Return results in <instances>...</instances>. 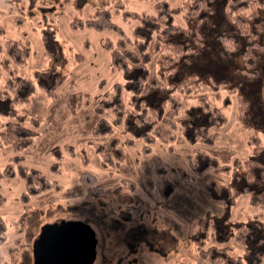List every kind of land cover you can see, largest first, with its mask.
<instances>
[{"label":"rangeland","instance_id":"374dc122","mask_svg":"<svg viewBox=\"0 0 264 264\" xmlns=\"http://www.w3.org/2000/svg\"><path fill=\"white\" fill-rule=\"evenodd\" d=\"M74 1L0 0L2 38L28 44L30 57L18 73L36 86L32 101L18 106L16 112L37 117L41 122L39 135L29 148L18 152L11 146L0 147V171L12 157L22 155L23 165L38 169L60 185L59 189L34 196L28 207H24L21 201L24 181L20 177L0 180V192L5 197V202L0 204V218L6 224V240L0 245V264H34L33 245L41 228L62 221H82L93 228L99 244L96 264H200L194 242L197 221L206 212L220 211L218 206L208 202L204 187L212 181L225 185L237 182L214 171L197 173L188 158L196 148L226 164L248 157L247 133L240 131L242 123L235 118L236 100L232 98L228 105H224L223 100L219 102L229 124L212 130L215 136L212 146L187 143L169 148L158 142L150 154H145L141 142L133 147L124 145L118 129L112 136H93L92 129L101 118L114 120L112 106L102 114L96 112L99 103L104 99L116 100V84L122 87L124 102H128L129 92L126 78L112 67L110 52L105 46L106 41L116 42L118 35L110 31L70 28L72 17L87 18L113 0H85L81 4ZM165 1L172 8L191 2ZM155 3V0H129L126 11L155 14ZM114 21L133 38L134 20H125L119 14ZM176 21L181 23V16ZM46 31L55 40L51 57L45 54L43 44ZM77 53L84 56L83 62H75ZM194 61L197 69L207 75L229 78L234 83L238 79L235 67L240 62L222 64L208 55ZM192 69L191 65L184 66V71ZM68 73L71 76L58 88L56 97L45 94L42 86L50 87ZM7 78L8 74L3 73L0 86ZM242 92L251 101L253 120L264 128V99L258 86L247 84ZM7 108L8 102L0 101V110ZM12 120L14 118L1 114L0 130ZM111 138L122 144L124 153V158H118L114 168L102 164L99 153L102 144H97ZM58 151L63 157L59 161L60 172L55 173L51 166L56 161L54 153ZM157 164L167 170L171 182L183 183L169 197L160 192L163 183ZM89 173L96 177L95 183L81 181L83 174ZM182 173L191 177L190 185L182 181ZM124 179L135 181L136 188L106 192L105 189L115 187ZM231 215L235 221L264 224V210L251 206L247 196L239 198Z\"/></svg>","mask_w":264,"mask_h":264},{"label":"trees","instance_id":"16d2710c","mask_svg":"<svg viewBox=\"0 0 264 264\" xmlns=\"http://www.w3.org/2000/svg\"><path fill=\"white\" fill-rule=\"evenodd\" d=\"M84 1L75 0L74 3ZM128 1L113 0L109 6L98 8L87 18L72 17L70 21L72 30L110 31L119 37L116 42L106 41L105 46L110 52L112 67L126 78L129 99L123 101L122 87L116 84V100L104 99L96 109L102 114L112 106L114 120L109 122L101 118L92 129L93 136H112L118 129L124 145L133 147L141 142L145 154H150L158 142L169 148L187 143L212 146L215 143L212 130L229 124L219 102L223 100L224 105H228L235 98V118L242 123L240 131L247 133L249 155L227 164L200 148L189 155L195 172L214 171L237 182L225 185L212 181L205 185L206 199L220 211L206 212L198 219L194 242L200 264H263L264 224L235 221L231 211L241 196H247L251 206L264 210V128L253 120L251 101L242 92L247 84L255 83L264 99V0H191L181 8H172L165 0H155V14L126 11ZM119 14L125 20L136 22L133 38H129L114 21ZM178 16H181V23L176 21ZM43 44L45 54L51 57L55 40L50 32H44ZM206 55L222 64L240 62L235 67L237 81L234 83L229 78L198 70L194 60ZM29 57L28 44L3 39L0 27V77L3 73L8 74L0 86V101H7L8 108L0 110V115L14 118L0 130V147L11 146L18 152L34 144L41 127L37 117L16 112L18 106L32 101L36 91L35 84L18 73L19 68L27 65ZM83 61L84 56L77 53L75 62ZM187 65L193 69L184 71ZM70 76L68 73L52 86L41 88L46 95L56 97L58 88ZM118 142L111 138L97 143L102 144L99 153L104 166L114 168L118 165L117 159L124 158L122 144ZM66 147L68 150L69 146ZM54 157L56 161L51 170L59 173V161L63 156L58 151ZM22 162V155L12 157L0 171V180L20 177L24 181L25 190L21 194L24 207H28L34 196L60 188L57 181L49 180L41 171ZM156 169L162 177L160 192L165 197L171 196L183 183L171 182L162 165L157 164ZM182 179L187 185L191 184L189 175L182 173ZM96 180L89 173L83 174L81 181L95 183ZM135 188V181L124 179L105 190L112 193ZM97 190L104 191L102 188ZM4 202L5 197L0 192V204ZM5 240L6 224L0 218V245Z\"/></svg>","mask_w":264,"mask_h":264},{"label":"water","instance_id":"95a60500","mask_svg":"<svg viewBox=\"0 0 264 264\" xmlns=\"http://www.w3.org/2000/svg\"><path fill=\"white\" fill-rule=\"evenodd\" d=\"M97 243L95 231L85 222L47 224L34 241V264H93Z\"/></svg>","mask_w":264,"mask_h":264},{"label":"flooded vegetation","instance_id":"af4514ba","mask_svg":"<svg viewBox=\"0 0 264 264\" xmlns=\"http://www.w3.org/2000/svg\"><path fill=\"white\" fill-rule=\"evenodd\" d=\"M98 246H99V244H97V256H98ZM98 258V257H97ZM97 258H96V260H95V262L93 263V264H96V262H97Z\"/></svg>","mask_w":264,"mask_h":264}]
</instances>
